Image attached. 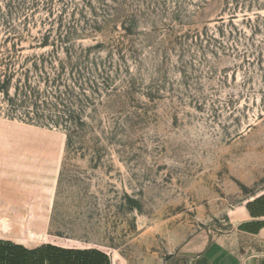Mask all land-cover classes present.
<instances>
[{
	"label": "rangeland",
	"instance_id": "obj_1",
	"mask_svg": "<svg viewBox=\"0 0 264 264\" xmlns=\"http://www.w3.org/2000/svg\"><path fill=\"white\" fill-rule=\"evenodd\" d=\"M6 69L0 235L187 264L264 215V0H0Z\"/></svg>",
	"mask_w": 264,
	"mask_h": 264
},
{
	"label": "crops",
	"instance_id": "obj_2",
	"mask_svg": "<svg viewBox=\"0 0 264 264\" xmlns=\"http://www.w3.org/2000/svg\"><path fill=\"white\" fill-rule=\"evenodd\" d=\"M20 240L0 235V264H52L48 250L42 252V248L54 244L30 245ZM59 247L73 250L71 264H81L82 254L88 256L83 264H93L100 251L95 247ZM35 250L34 256L31 252ZM179 255L187 264H264V215L247 217L221 233L198 231L181 245ZM110 262L115 264L111 259Z\"/></svg>",
	"mask_w": 264,
	"mask_h": 264
},
{
	"label": "trees",
	"instance_id": "obj_3",
	"mask_svg": "<svg viewBox=\"0 0 264 264\" xmlns=\"http://www.w3.org/2000/svg\"><path fill=\"white\" fill-rule=\"evenodd\" d=\"M40 43L42 46H46L49 42V39H48V36L46 37V35H44L42 38L38 37ZM58 39L56 40V42L53 43V46L57 49L58 48ZM12 57V56H10ZM47 56L45 54H41L37 57H34L33 60L35 61L36 59H39V61H43V59H45ZM18 71L16 70H13L12 69H9V70H3L0 72V75L4 76L5 78H8L10 77L11 74H16ZM22 72H24L23 74L27 75V72L28 70L27 69H24ZM2 85L0 83V92H4L5 94H8V89L6 90L5 87H2ZM18 91H20V87H16ZM48 250V254H49V259L51 261L52 264H71V260L73 259V255H74V252L73 250L71 249H65V248H62V247H59V246H56V245H51L49 244L48 246L42 248V252L45 251V250ZM38 250H35L34 252H31L32 255L35 256V254L37 253ZM98 255L100 256V258L98 257ZM77 257V256H76ZM88 258V256H83L80 255V259L84 261L85 263V260ZM94 259V258H93ZM83 261L81 264H83ZM93 264H112L108 258V256L103 253V252H100V251H97L96 252V256H95V259L93 260L92 262ZM75 264H79V262L75 263Z\"/></svg>",
	"mask_w": 264,
	"mask_h": 264
},
{
	"label": "bare ground",
	"instance_id": "obj_4",
	"mask_svg": "<svg viewBox=\"0 0 264 264\" xmlns=\"http://www.w3.org/2000/svg\"><path fill=\"white\" fill-rule=\"evenodd\" d=\"M4 224L6 225L7 223H4ZM32 234H35V233H33V231H32ZM41 235H42V234H41ZM45 237H46V236H45ZM40 239H44V237L41 236Z\"/></svg>",
	"mask_w": 264,
	"mask_h": 264
}]
</instances>
